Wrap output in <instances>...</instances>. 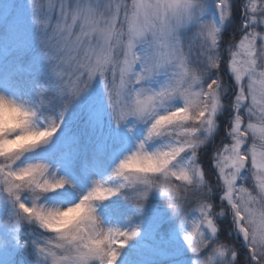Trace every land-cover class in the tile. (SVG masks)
I'll return each instance as SVG.
<instances>
[{
  "label": "snow or ice",
  "instance_id": "obj_1",
  "mask_svg": "<svg viewBox=\"0 0 264 264\" xmlns=\"http://www.w3.org/2000/svg\"><path fill=\"white\" fill-rule=\"evenodd\" d=\"M28 3L63 107L98 79L114 122L132 118L145 126L136 148L169 156L164 170L143 177L132 189L138 193L134 198L144 200L156 190L178 215L189 206V194L196 196L195 206L180 221L185 243L197 254L193 264H264V33L257 31L264 26V0H201L174 18L168 10L175 0H46L39 10L35 0ZM233 26L232 39L225 38ZM179 114L183 119H172L163 128L157 124ZM58 126L50 121L49 135ZM221 128L226 131L217 144ZM225 136L230 142H223ZM149 143L151 151L146 150ZM204 161L216 170L219 183L206 181ZM23 167L48 181L45 165ZM17 170L6 175L15 177ZM173 180L182 182L184 196ZM250 180L252 190L246 187ZM16 187L9 185L8 199L18 209L29 207L22 195L14 198ZM122 188L96 184L83 198L104 201ZM193 212L197 218L188 221ZM229 216L231 223L222 229L218 221ZM222 230L234 232L239 241H222ZM136 235L105 232V240L115 245L109 253L113 264L118 250ZM241 244L247 258L237 259ZM58 247L49 238L38 253L46 264H65Z\"/></svg>",
  "mask_w": 264,
  "mask_h": 264
},
{
  "label": "rangeland",
  "instance_id": "obj_2",
  "mask_svg": "<svg viewBox=\"0 0 264 264\" xmlns=\"http://www.w3.org/2000/svg\"><path fill=\"white\" fill-rule=\"evenodd\" d=\"M6 2L8 3L6 6L8 7V10L3 8L1 9L5 13L4 17H11L15 21L24 20L26 27H28L30 31L28 39L30 50L20 49L18 47H12L13 49H10L7 47V45L0 44V68H2V66H5L8 68H12V70L15 69L20 73H30V68L25 69V67H22L20 65L17 66L21 62L23 57H26L27 59H29L30 57L31 63H38L37 65L39 66H47L44 63V61L46 62L47 59L43 55L42 46L40 43V33L32 22V13L28 0H6ZM45 2L46 0H35L37 9L39 10L40 6H42ZM10 8L11 10L9 11ZM2 23L6 24L5 19L0 18V24L2 25ZM257 43L259 44L260 42L257 41ZM20 47L26 48V44H22ZM27 62L29 63V60ZM53 79L54 78L52 77L50 83L45 82V90H48L49 87H54ZM109 79H111V77H109ZM26 83L29 85H27L26 87H22L21 89H18L16 86L13 87L0 84V94L11 97L22 104L36 108L38 102L35 101L32 97L30 98L31 92H29L34 88L35 83L33 81H26ZM80 100H84L86 102L83 107L80 104ZM75 107V110L77 108L83 109L85 107V109H87V117L92 121V124L102 127L103 130H101L100 135V146L106 147L107 145H111L113 151L109 160L110 162L102 171H94L90 169L84 170V183L80 184L74 181L68 175L67 165H69L72 160L75 159V155L67 152H62L58 157L59 162L56 164H50L41 157L43 155L52 153V150L55 148V144H57L55 136L57 135V133L59 135V133L61 131H64V128H66L63 115L61 116V113L57 112L51 119H40L37 122L39 127H45L49 124L50 121L58 123L59 126L57 127L55 134L46 144L25 153L20 158V160L17 161L14 167L18 168L37 163L43 164L48 168L47 175L49 177H54L55 179H63L66 181L62 189H59L51 194H65L71 200L68 202H60V199L52 200L53 197L47 198L44 196L41 198L39 203L45 204L46 206L61 208L71 206L79 202V200L84 195H86L96 184H100L104 187L112 189L118 188L120 181L112 178L113 170L118 165L121 159H123L126 155L131 154V152L135 150L137 144L143 139L145 135V126L136 123L132 118H129L125 123L121 125H117L114 122L110 110L107 106V100L105 98L103 87L101 86L98 79L93 81L88 91L76 98ZM74 114L76 115L73 118H77L78 110H76ZM73 118L72 120H75ZM247 123L248 120H246V122L244 123L245 126ZM129 129H131V131H129ZM251 143L252 141L249 138L247 141L248 146H250ZM153 147L154 145L149 143L146 145V150L151 151ZM174 182L182 184V182L180 181L174 180ZM246 187H248L249 190L253 189L254 185L251 180L250 183L246 185ZM124 189H120L119 192ZM130 190L132 192H130ZM128 191L129 196H135L134 190L128 189ZM152 191L153 195L155 194L154 192H156L157 196H154L155 198L162 197L158 191ZM115 196L116 195L104 200V202L110 201ZM21 199L22 202L26 204V206H30L31 201L26 193L22 195ZM147 199L149 198L147 197L144 200L142 208H135V211H137L138 214L142 213V211H144L145 209L147 210L149 205L152 206V204H147ZM102 202L96 203L94 207L95 213L99 218L101 226L104 229H115L127 233H131L132 231L137 232V235L135 237L129 240L123 248L118 250L119 256L115 261V264H193V261L196 259L197 254L192 253L189 246L184 241V233H182L180 228L181 220L177 222H175L174 220H170L169 222L173 225V227L170 229V232L168 233L169 235L164 237V239H157L156 235L160 224L165 220L167 221V218L165 217L163 212L153 208L151 214H148L150 216L146 215V217L144 216L143 218L137 220L136 217L139 218V215L135 216L132 213L128 212V210H126L124 213H121V219L124 224L123 227L125 226V230H123L122 226L119 225L116 221V218L111 214H108V209H106L105 206L101 205ZM196 218L197 216L193 217V219ZM129 219L131 220V224H127V221H129ZM23 225L30 226V228L28 229V233L31 235L34 232L32 236H35L34 238L37 242L39 240H43V238L47 239V237L51 236V234L43 232L34 223H29L26 220L20 218L18 208L8 199L5 194L0 193V264H14V257L19 250L18 241L19 235H21L23 232ZM185 227L187 228V225ZM235 239L236 241H238L237 237ZM37 242H35L36 245L39 244ZM240 246L243 245L241 244ZM36 251V260H29L27 258L25 263L46 264V261L38 253V249Z\"/></svg>",
  "mask_w": 264,
  "mask_h": 264
},
{
  "label": "clouds",
  "instance_id": "obj_3",
  "mask_svg": "<svg viewBox=\"0 0 264 264\" xmlns=\"http://www.w3.org/2000/svg\"><path fill=\"white\" fill-rule=\"evenodd\" d=\"M200 2L201 0H175L168 10V16L174 18L188 6L195 9ZM175 118L183 119V114L163 118L157 124L163 128ZM40 119L37 108L0 94V193L9 197V185H16L14 198L27 194L31 204L27 208L21 206L18 209L20 218L51 234L50 239L59 246L58 255L65 258V264H113L109 253L115 245L111 244V240H105L108 229L101 226L95 213L94 205L102 201L82 197L71 206H46L39 203L41 198L62 189L64 185H58L54 177H49L47 182L44 179L38 180L39 171H34L31 167H14L25 153L46 144L55 134L53 132L49 135V124L39 127L37 122ZM168 160L167 154L155 155L135 148L120 160L112 172V178L120 181L119 186L134 189L141 185L143 177L164 170ZM13 168L18 169L15 177L6 175ZM181 187L183 190V186ZM134 193L135 196L138 195ZM134 197V206L142 208L145 199L137 200ZM163 197L167 198L168 207L173 212L169 198Z\"/></svg>",
  "mask_w": 264,
  "mask_h": 264
},
{
  "label": "trees",
  "instance_id": "obj_4",
  "mask_svg": "<svg viewBox=\"0 0 264 264\" xmlns=\"http://www.w3.org/2000/svg\"><path fill=\"white\" fill-rule=\"evenodd\" d=\"M7 2L6 0H0V15L2 19H5V23L2 25L0 24V44L1 45H7L8 48H20V49H27L30 50V44L28 45V39L30 35V31L28 27H26L24 20H14L11 17L5 18V13L1 10L7 9ZM11 8L9 9V11ZM8 13V12H7ZM264 27L261 26L257 29V31L264 33ZM33 31V29H32ZM234 31V26L232 28H229L225 33L224 37L227 39H232V33ZM239 35L236 37V39L233 41L234 43L238 42ZM259 42V41H258ZM22 44H26V48H21L20 46ZM223 46V44H222ZM12 48V49H13ZM30 56V55H29ZM29 60V63L27 62ZM44 63L47 65L39 66L38 63H31L30 57L27 59L26 57H23L21 62L17 66L25 67V69L30 68V73L26 72H17L15 69L12 70V68H8L5 66H2L0 68V84L1 85H8V86H16L18 89H21L22 87H26L27 84L26 81L31 82L33 81L35 83L34 88L29 91L31 92L30 98L32 97L35 101L40 104V102L43 100V104L40 107V118L41 119H51L57 112L63 113V119L65 122L64 131H61L58 135L55 136V139L57 141V144H55V148L52 150V153L41 156L46 162L50 164H56L58 163V157L62 152H67L72 155H75V159L72 160V162L67 165L68 175L76 182L82 184L85 181L84 177V170H96V171H102L104 168H106V165L110 162V157L112 155V147L110 146H100V138H101V130L102 127L99 125H93L92 121L87 117V109L85 107L77 108L78 110V117L73 118L76 114L75 110V103L76 99H74L68 107L65 109L63 107L64 101L57 97L55 95V88L49 87L48 90H45V82L50 83L52 79V75L50 72V69L48 67V62L44 61ZM43 63V64H44ZM221 70L225 73L226 65L224 63L221 64ZM229 82L230 76L228 77ZM80 104L83 107L86 102L84 100H80ZM75 119V120H72ZM247 117L244 118V123L246 122ZM226 131L225 128L220 129V135L216 138V143H220L221 136L224 135V132ZM53 139V140H55ZM224 143L230 142L229 139L225 136L224 137ZM222 146V145H221ZM215 147V145H213ZM201 166L205 172L206 181L211 184L219 183L216 171L215 169L207 162L204 161L201 163ZM174 185H177L178 191L180 192L181 196H184V192L182 190V184H178L172 181ZM250 183V181L248 182ZM248 185V184H247ZM130 192H132L130 190ZM153 191H150L148 194L147 204H152V206L149 205L148 209L142 211V213L138 214L137 211H135V206L132 202V197L129 196L128 189H124L119 194H117L115 197H113L110 201H103L101 205L105 206L106 209H108V214H111L113 217L116 218V221L119 225L122 226L123 230H125V226L123 227V222L121 219V213H124L126 210L128 212L132 213L133 215H139L140 217H136V219L143 218L146 215L151 214L153 208L163 212L165 217L167 218V221H163L160 224V227L157 231V239H164V237L168 236L170 229L173 227V225L169 222L170 220H174L175 222L181 220L184 218V213L191 212L192 207L195 206L196 196L189 194V201L190 204L188 207H185L183 209L178 210V215H174L171 209L168 207V201L165 197L155 198V194H152ZM51 194L48 193V195H45V197L52 198V200L60 199V202H68L71 199H69L65 194ZM153 196V197H152ZM217 205L221 203L218 199L215 201ZM101 206V207H103ZM145 214V215H144ZM190 216H187V220L191 221L194 220L193 217L197 216V213H190ZM150 216V215H148ZM169 219V220H168ZM178 219V220H177ZM129 221H127V224H131ZM218 223H221V228L226 229L227 226L231 223V217L229 216L227 220H220ZM132 226V225H130ZM30 226L23 225V232L21 235H19V250L16 253V256L14 257V264H24L26 262V259L29 260H36L35 254L37 253V249L39 247H42L44 244V241L49 239L50 237H47V239L43 238V240H39L38 242L34 238L35 236H32L34 232L30 235L28 233V229ZM220 239L224 241L225 239L229 240H236L237 237L239 241V237L234 232H228L227 235L225 234V231L220 232ZM163 236V237H160ZM35 242L39 243L38 245L35 244ZM42 243V244H41ZM36 251V252H35ZM206 251H202L199 253L200 256L206 255ZM247 249L243 246H240V251L237 253V259H240L242 256L244 258H247L245 256ZM27 264V263H25Z\"/></svg>",
  "mask_w": 264,
  "mask_h": 264
}]
</instances>
